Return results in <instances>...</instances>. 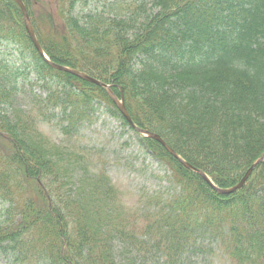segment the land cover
Segmentation results:
<instances>
[{"label": "trees", "instance_id": "trees-1", "mask_svg": "<svg viewBox=\"0 0 264 264\" xmlns=\"http://www.w3.org/2000/svg\"><path fill=\"white\" fill-rule=\"evenodd\" d=\"M24 1L52 60L120 85L134 121L159 132L217 185L236 184L264 152V0H150L158 10L151 14L143 1H117L80 15L76 7L92 0ZM0 43L29 51L38 76L66 83L67 95L48 97L70 109L66 130L88 118L95 99L115 108L103 88L43 61L13 0H0ZM13 75L0 64V105L18 92ZM2 113L0 198L11 204L6 213L21 217L0 219V248L15 260L138 264L131 252L138 249L144 258L155 250L159 264H187L205 245H217L236 264H264V162L255 181L220 194L144 138L173 169L172 192L151 197L155 209L131 214L104 173L84 177L80 196L70 197L68 172L37 136L33 118ZM22 173L36 183L25 204L13 198L23 196Z\"/></svg>", "mask_w": 264, "mask_h": 264}, {"label": "rangeland", "instance_id": "rangeland-1", "mask_svg": "<svg viewBox=\"0 0 264 264\" xmlns=\"http://www.w3.org/2000/svg\"><path fill=\"white\" fill-rule=\"evenodd\" d=\"M112 1L115 0H99L94 2L92 7ZM144 1L147 3L149 14L158 11L150 0ZM51 9H54L53 4ZM77 13L79 14V11ZM29 56L30 53L23 56L14 45L0 44V63L19 74L18 93L13 103L0 105V110L10 120H15L18 112L22 116L29 115L33 118V129L37 136L43 137L53 147L50 148L45 142L51 155L54 157V154H57L68 172L66 180L70 182L66 187L69 186L71 190L67 192L72 195L70 197L80 196L84 189V177L96 176L99 172L109 177L111 184L116 188L119 203L131 214L151 209L148 202L151 197L162 195L165 198L168 191L172 192L170 188L173 184L168 177L173 169L160 162L156 154L145 147L141 135L124 125L122 119L113 116L107 103L94 105L92 110H88L90 119L81 121L72 131L67 132L64 126L68 122L62 106L39 103L51 93L64 97L68 92V88L64 87L66 83H58L52 79L48 84H43L44 81L38 84L37 75L31 71L34 66H30V59H26ZM253 178L255 181L257 177ZM17 184L22 186L17 193L23 196L13 198L18 203L25 204L28 198L36 194V183L22 173ZM8 207H11V204L0 198V219L3 216L2 221L11 219L16 223L21 215L17 214L14 219L12 214L6 213ZM10 210L12 211V208ZM206 242L210 243V240ZM115 246L120 249L118 241ZM131 252L133 257H137L138 264H156L153 263L154 259L156 262L159 260L155 251L146 258L144 253L141 256L136 250ZM12 255L13 252H9L8 256L0 251V264H15L11 260ZM187 264L234 263L218 249L205 245L204 251L193 254Z\"/></svg>", "mask_w": 264, "mask_h": 264}, {"label": "water", "instance_id": "water-1", "mask_svg": "<svg viewBox=\"0 0 264 264\" xmlns=\"http://www.w3.org/2000/svg\"><path fill=\"white\" fill-rule=\"evenodd\" d=\"M19 6L21 7V10L23 12V16H24V22H25V26H26V29L32 39V41L34 42L35 46L37 47L39 53L44 56V58L49 62L48 58L46 57L45 53H44V50L43 48L41 47L40 43H39V40L35 34V30H34V26H33V23H32V20H31V17H30V14L28 12V9L25 5V3L23 2V0H15ZM53 67L59 69V70H64V71H68L76 76H79L89 82H93V83H97L101 86H106V87H110L109 85H107L106 83H103L102 81L84 73V72H81L79 70H76V69H71V68H68L66 66H63V65H60V64H57L55 62H49ZM114 100L115 102L117 103V105L119 106V108L121 109L122 113L125 115V117L132 123L133 127L147 135L148 137H152L154 139H156L157 141H159L171 154H173L177 159H179L181 161V163L183 165H185L187 168L189 169H192L198 173H200L204 179L210 183L216 190H218L220 193H225V194H228V193H232L234 191H236L237 189L241 188L243 186V184L245 183V181L248 179V177L250 176V174L252 173V171L254 170V168L262 161H264V153L263 155L257 159L253 164L252 166L247 170V172L245 173L244 177L241 179V181L231 187V188H219L217 187L214 182L212 181V179L207 175V173H205L203 170L193 166L190 162L186 161L183 157H181L163 138L160 134L158 133H155L153 131H150V130H147V129H143V128H140L138 127L131 119L128 111H127V108L125 106V103H124V98H123V95H122V100L120 101L116 96H114Z\"/></svg>", "mask_w": 264, "mask_h": 264}]
</instances>
